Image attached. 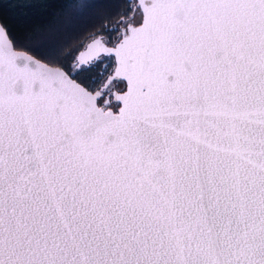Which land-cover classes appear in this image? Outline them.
<instances>
[{"label": "snow or ice", "instance_id": "1", "mask_svg": "<svg viewBox=\"0 0 264 264\" xmlns=\"http://www.w3.org/2000/svg\"><path fill=\"white\" fill-rule=\"evenodd\" d=\"M92 8L0 16V264H264V0Z\"/></svg>", "mask_w": 264, "mask_h": 264}, {"label": "trees", "instance_id": "2", "mask_svg": "<svg viewBox=\"0 0 264 264\" xmlns=\"http://www.w3.org/2000/svg\"><path fill=\"white\" fill-rule=\"evenodd\" d=\"M38 3V7L14 8L15 3ZM85 0H3L0 16L7 19L13 35L23 41L25 36L40 33L49 43H66L68 47L78 46L89 31L98 26L97 17L105 10L89 9L79 16V6Z\"/></svg>", "mask_w": 264, "mask_h": 264}]
</instances>
